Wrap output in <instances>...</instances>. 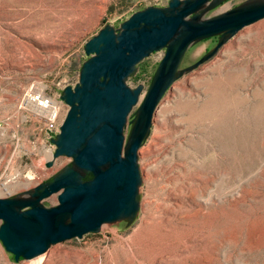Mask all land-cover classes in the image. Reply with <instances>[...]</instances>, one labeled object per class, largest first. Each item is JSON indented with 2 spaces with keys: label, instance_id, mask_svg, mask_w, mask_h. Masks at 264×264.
<instances>
[{
  "label": "rangeland",
  "instance_id": "rangeland-1",
  "mask_svg": "<svg viewBox=\"0 0 264 264\" xmlns=\"http://www.w3.org/2000/svg\"><path fill=\"white\" fill-rule=\"evenodd\" d=\"M168 1L0 0V197L20 195L71 163L61 156L46 166L54 145L42 122L19 107L24 93L44 89L56 97L60 126L68 106L59 95L78 81L84 43L104 25L117 28L131 13ZM243 1L223 0L204 16ZM215 43L192 44L180 67ZM164 50L126 79L131 88L143 85L138 105ZM137 162L135 218L51 245L44 264H264V18L174 80ZM42 204H57V195ZM36 259L15 261L0 241V264Z\"/></svg>",
  "mask_w": 264,
  "mask_h": 264
},
{
  "label": "water",
  "instance_id": "water-1",
  "mask_svg": "<svg viewBox=\"0 0 264 264\" xmlns=\"http://www.w3.org/2000/svg\"><path fill=\"white\" fill-rule=\"evenodd\" d=\"M222 2L169 0L164 7L148 6L131 13L117 28L104 25L84 43L87 58L78 81L59 95L68 110L50 140L54 149L46 166L61 156L71 163L20 195L0 197V241L15 261L35 258L58 242L96 233L103 224L130 223L135 218L141 184L138 150L164 93L237 31L264 18V0H244L217 15L204 16ZM213 37V47L180 67L192 44ZM161 49L164 54L138 105L143 85L131 88L126 79L144 58ZM53 194L57 204H42Z\"/></svg>",
  "mask_w": 264,
  "mask_h": 264
},
{
  "label": "built area",
  "instance_id": "built-area-1",
  "mask_svg": "<svg viewBox=\"0 0 264 264\" xmlns=\"http://www.w3.org/2000/svg\"><path fill=\"white\" fill-rule=\"evenodd\" d=\"M19 107L28 109L35 118L42 122L46 131V139L49 142L59 132V125L56 124L60 110L59 101L53 95L46 93L44 89H28L24 93ZM51 145L53 144L51 143Z\"/></svg>",
  "mask_w": 264,
  "mask_h": 264
},
{
  "label": "bare ground",
  "instance_id": "bare-ground-1",
  "mask_svg": "<svg viewBox=\"0 0 264 264\" xmlns=\"http://www.w3.org/2000/svg\"><path fill=\"white\" fill-rule=\"evenodd\" d=\"M48 154H50V156H51V153L50 152H48ZM1 189L2 190H5L6 189V183L0 184V190ZM102 226H104V224ZM47 256L48 255L47 254H44V253L36 256L35 258H37V259L34 261V263L35 264H44V263H46L47 262V259H48Z\"/></svg>",
  "mask_w": 264,
  "mask_h": 264
}]
</instances>
